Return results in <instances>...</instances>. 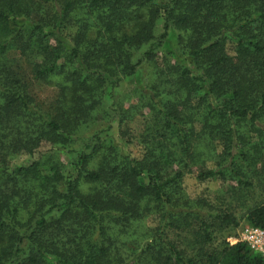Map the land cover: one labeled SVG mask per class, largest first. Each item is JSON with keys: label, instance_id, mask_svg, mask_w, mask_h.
<instances>
[{"label": "trees", "instance_id": "1", "mask_svg": "<svg viewBox=\"0 0 264 264\" xmlns=\"http://www.w3.org/2000/svg\"><path fill=\"white\" fill-rule=\"evenodd\" d=\"M239 211L264 229V0H0V264H264Z\"/></svg>", "mask_w": 264, "mask_h": 264}, {"label": "rangeland", "instance_id": "2", "mask_svg": "<svg viewBox=\"0 0 264 264\" xmlns=\"http://www.w3.org/2000/svg\"><path fill=\"white\" fill-rule=\"evenodd\" d=\"M13 59L15 70L19 77L28 85L32 97L38 104L43 106L45 110H48L59 96L58 88L54 85H48L36 80L31 72V68L19 56L13 55ZM101 129H103V127L100 125L93 129V131ZM112 132L114 133L112 134L114 142L123 148L124 155H130L131 157L138 159L142 157L143 150L138 144L133 143L130 146H126L123 144L120 136L118 135V131L114 130ZM36 157L37 154L35 156L22 155L14 161V164H28L31 163ZM208 166L212 167L211 164ZM184 188L192 198L203 197L218 207L225 205L224 203L230 201L228 195L226 194L227 185L223 184L221 180L217 178L199 182L196 179V174L187 175L184 179ZM238 219L239 227L227 238L228 243L229 240L237 236L241 230L248 226L247 222L243 218V211L238 212Z\"/></svg>", "mask_w": 264, "mask_h": 264}, {"label": "built area", "instance_id": "3", "mask_svg": "<svg viewBox=\"0 0 264 264\" xmlns=\"http://www.w3.org/2000/svg\"><path fill=\"white\" fill-rule=\"evenodd\" d=\"M230 245L244 243L254 253L264 257V229L247 226L237 236L229 240Z\"/></svg>", "mask_w": 264, "mask_h": 264}]
</instances>
